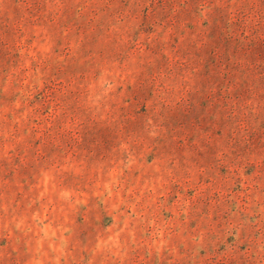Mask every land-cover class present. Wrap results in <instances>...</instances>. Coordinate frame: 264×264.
I'll return each instance as SVG.
<instances>
[{
  "label": "rangeland",
  "instance_id": "374dc122",
  "mask_svg": "<svg viewBox=\"0 0 264 264\" xmlns=\"http://www.w3.org/2000/svg\"><path fill=\"white\" fill-rule=\"evenodd\" d=\"M0 264H264V0H0Z\"/></svg>",
  "mask_w": 264,
  "mask_h": 264
}]
</instances>
